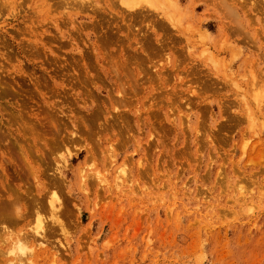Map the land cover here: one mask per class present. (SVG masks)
<instances>
[{
  "label": "rangeland",
  "instance_id": "374dc122",
  "mask_svg": "<svg viewBox=\"0 0 264 264\" xmlns=\"http://www.w3.org/2000/svg\"><path fill=\"white\" fill-rule=\"evenodd\" d=\"M130 1L0 0V264H264V0Z\"/></svg>",
  "mask_w": 264,
  "mask_h": 264
},
{
  "label": "bare ground",
  "instance_id": "6f19581e",
  "mask_svg": "<svg viewBox=\"0 0 264 264\" xmlns=\"http://www.w3.org/2000/svg\"><path fill=\"white\" fill-rule=\"evenodd\" d=\"M125 1H127V0H125ZM128 1H130V0H128ZM123 2H124V0H123ZM133 2V0L132 1H130V3H132ZM145 2H148L147 0H145ZM129 3V2H128ZM147 4V3H146ZM151 3H150V1H149V5H150ZM3 5V3H1L0 2V7ZM130 7L132 6L133 7V5H130V4H128ZM127 5V6H128ZM152 6H155L156 7V5L155 4H151ZM129 7V8H130ZM156 9V8H155ZM172 9H175V6L174 5H172L171 4V9L170 10H172ZM168 12V11H167ZM170 14H171V18L173 17V12H170ZM94 54L97 56L96 58H100V52H98V51H94ZM102 57H104L103 55H102ZM105 59V58H104ZM113 62V61H112ZM115 71H116V68L114 69ZM104 71H107V70H104ZM130 78H132V77H130ZM3 82V81H2ZM4 83H5V81H4ZM1 84V83H0ZM3 87V91H5V92H7V87H9V86H7V83H6V85L4 86H2ZM124 99V98H123ZM126 99V98H125ZM124 99V100H125ZM15 114H13V118H15V119H17V121H15V119H14V121H13V123L15 124L14 126L15 127H17V128H15V130H14V132L18 135V136H16L15 138H14V141L16 142V140H18V139H20V138H23V136H22V132H21V130H23V132L24 133H26V131H29L30 132V134L32 135V137L31 138H33V134H35L36 133V137H38V142L40 143V142H42V145H44L45 146V138H44V134H43V130H42V128L39 126V125H42V124H44V123H42V122H34V121H28V120H25L24 119V116L20 113V110H18V112H17V114L14 116ZM32 115V114H31ZM38 121L40 120L39 118H36ZM8 120V119H7ZM16 122V123H15ZM20 122V123H19ZM0 123L3 125V123L1 122V118H0ZM9 123V122H8ZM22 123H27V125H28V127L26 128V129H24L25 128V126H24V124H22ZM0 127H1V125H0ZM54 131H56V129H55V126H54ZM97 130H98V128H97ZM99 131V130H98ZM6 132L9 134V130L8 129H6ZM100 132V131H99ZM73 133V132H72ZM11 134V133H10ZM9 134V135H10ZM53 135H55V133H52L51 134V137L53 136ZM72 135V134H71ZM52 139V138H51ZM8 141V140H7ZM36 142V141H35ZM10 144H9V142H8V144H6V146H3L2 147V149L0 148V154H4L6 151H8V146H9ZM14 148V147H13ZM10 149V148H9ZM22 150H24L20 145H18V153H19V156L20 157H18L19 158V160H17V158L15 159L13 156V158H14V160H16L15 162H16V165H15V167L16 166H18V168H22V166H25V164H24V161L26 162V164H27V166H28V168H30L31 169V162H30V159H29V157H28V155L23 151L22 152ZM13 151V150H12ZM14 151H15V149H14ZM38 151H39V149H38ZM111 151V150H110ZM11 152V151H10ZM16 152H17V149H16ZM15 153V152H14ZM20 153L22 154V156L20 155ZM10 155H12V154H10ZM15 157H17L18 155L15 153ZM12 157H10V156H8V157H6V163H11L12 164ZM2 161H3V158L2 159H0V172H1V174H0V186H9L7 183H6V170H5V164H3L2 163ZM13 165V164H12ZM13 167H14V165H13ZM26 167V166H25ZM19 169H18V174H19ZM61 172V171H60ZM117 173V172H116ZM102 180V179H101ZM9 195V194H8ZM49 199H51V197L49 198ZM48 202H51V201H48ZM52 202H54V199H53V201ZM51 202V206L50 207H52L51 208V217H52V219H53V223H54V220L55 221H57V219H58V217L56 216V213H55V210L56 209H58V207L56 206H54L53 204L55 203H52ZM48 205H49V203H48ZM58 205V204H57ZM50 211V210H49ZM15 212H20V210H19V208H18V210L17 211H15ZM3 217H7V214H3ZM35 229H34V231L32 232V234H31V237H29L30 238V244H27V238L25 237V236H23V237H17V239H16V241H14V240H8V243H7V246H6V249L3 251V254L4 255H6V257H7V260L10 262L9 264H13V261L15 260V259H19V260H17L20 264H24V261L26 260V261H29L30 263L31 262H33V260H36V259H38V258H41L42 256H40V253H42L43 252V250H42V246L44 245V239L46 238V236H45V230L44 231H42L43 230V226H42V224H41V222L39 221V222H37L36 223V226L34 227ZM26 236H28V235H26ZM47 242V241H46ZM47 244V243H46ZM55 246H58V245H55ZM52 247V246H51ZM50 247V248H51ZM46 249V248H45ZM52 249H53V247H52ZM57 249V248H56ZM51 250V249H50ZM59 250L60 249H58V253H59ZM52 251V250H51ZM49 252V251H48ZM57 253V254H58ZM20 255V257L19 258H14V256L15 255ZM51 253L49 252V255H50ZM56 253H52L49 257L46 255L45 256V254L43 255L44 256V259H47V258H49L50 259V264H53V256H55V255H57ZM21 256H23V257H21ZM23 260V261H22Z\"/></svg>",
  "mask_w": 264,
  "mask_h": 264
}]
</instances>
